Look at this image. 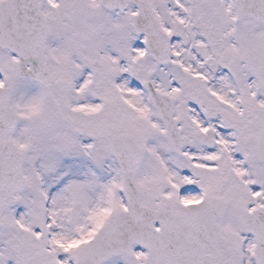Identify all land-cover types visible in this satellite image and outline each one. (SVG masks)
<instances>
[{"label":"snow or ice","instance_id":"obj_1","mask_svg":"<svg viewBox=\"0 0 264 264\" xmlns=\"http://www.w3.org/2000/svg\"><path fill=\"white\" fill-rule=\"evenodd\" d=\"M0 264H264V0H0Z\"/></svg>","mask_w":264,"mask_h":264}]
</instances>
